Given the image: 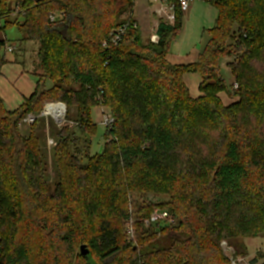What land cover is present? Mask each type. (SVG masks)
<instances>
[{
    "label": "trees",
    "instance_id": "obj_1",
    "mask_svg": "<svg viewBox=\"0 0 264 264\" xmlns=\"http://www.w3.org/2000/svg\"><path fill=\"white\" fill-rule=\"evenodd\" d=\"M137 1L0 0V32L14 26L24 44L39 43L43 71L19 109L0 98V264H91L72 249L82 245L92 264H232L225 240L264 234V0H201L219 16L185 65L168 61L167 39L184 26L179 0H167L176 23L160 21L157 45L142 42L134 20L118 21ZM8 45L0 40V76ZM190 74L201 78L198 98ZM47 102L64 103L67 118L75 109L78 123L52 127V181L37 123L20 125ZM94 107L114 122L92 156ZM134 193L170 197L160 208L176 225L146 228L155 208L132 211Z\"/></svg>",
    "mask_w": 264,
    "mask_h": 264
},
{
    "label": "rangeland",
    "instance_id": "obj_2",
    "mask_svg": "<svg viewBox=\"0 0 264 264\" xmlns=\"http://www.w3.org/2000/svg\"><path fill=\"white\" fill-rule=\"evenodd\" d=\"M191 7L192 12L189 13L190 17L186 21V25L183 26L180 34L176 38H173V36L170 35L167 39V42L170 45V52L179 56L186 55L193 49H201L204 43V32L206 30L212 29L215 26L219 16L218 10L215 7L201 0H194ZM152 8L153 6L151 4V0H142L141 2H136L133 9H129L128 11L124 12L118 19L119 22H126L129 19L134 20L139 27L141 37L143 38L142 42L144 44H148L150 37L155 33V24H159L161 21L160 17L156 13H153ZM151 13H153V16L151 17V19H149V15ZM23 37V33L17 27L14 26L9 27L6 30L0 32V38H4V40L7 41L9 45H14L16 47V54H18L22 58V60L27 63L28 70H30L37 76L41 75L43 71L40 67L42 60L40 54V44L37 42H28L24 44L22 41ZM231 61V58H227L223 63L224 74L227 76L228 79L230 78V70L228 68V64ZM230 82H233L232 78ZM51 85V82L47 83L48 87H50ZM75 88L79 89V86L76 85ZM49 103L61 102H47L45 104ZM42 111L39 114H41ZM91 112L92 121L97 126V134L94 139L93 146L90 150V155L95 156L97 152L100 151L101 146H103L104 149L106 144L105 135L107 133V128L102 124V121L104 119V113H111L107 109L101 107H94ZM76 116V110L73 108H69V118L66 117V121L72 123V125H62L63 123L56 122L49 117H43L37 122L39 128L38 133L42 136L46 144V151L48 152V174L50 181H52L54 178V171L49 152H51L54 146H56L57 141L56 137L52 134V127L54 126L58 130H62L65 127L74 129L77 127L78 124L77 120L75 119ZM20 125L23 127V132H25V128L28 126L24 123H21ZM49 139H53L55 141L54 146L50 147L48 145ZM132 199L133 205L135 207L132 208V211L143 204H152L155 208L154 211L164 210L160 207L170 202V197L160 193H134ZM165 226H167V224H161L160 228H164ZM224 242L229 244L227 245L229 248L228 250H231V252H236V257H239L243 260L242 264H264V234L254 239L241 238L240 240L234 242H230L228 240H225ZM72 249L74 250L76 256L80 255V246H76L75 249ZM226 252L224 250L225 254ZM75 263L84 264L82 259H76Z\"/></svg>",
    "mask_w": 264,
    "mask_h": 264
},
{
    "label": "built area",
    "instance_id": "obj_3",
    "mask_svg": "<svg viewBox=\"0 0 264 264\" xmlns=\"http://www.w3.org/2000/svg\"><path fill=\"white\" fill-rule=\"evenodd\" d=\"M194 0H179V6L181 8V11L183 14H186L189 12L191 5ZM151 4L154 7L155 13L160 17V20L165 22L168 26H174L176 23V7L175 5L171 4L167 0H151ZM24 15L23 12H14L11 16L12 19H16L18 16ZM64 14H54L51 16L52 21H56L59 18H63ZM1 24V20H0ZM127 25H124L123 27L116 29L113 31L111 35V44L114 46H117L123 39L125 32H126ZM150 42L152 44H159L160 42V36L156 33H154L150 37ZM104 46H108V43H105ZM16 47L14 45H8L7 50L9 53H13L15 51ZM63 108V110H62ZM43 117H49L53 119L56 122L63 123L62 125L67 126L72 125V123L66 121L67 117V107L63 103H49L45 104L44 109L41 114H29L25 117L23 120V123L27 126H33L36 124L40 119ZM114 118L112 114H106L104 113V119L102 121V124L106 126V128H110L113 125ZM67 123V124H66ZM61 125V126H62ZM48 145L54 146L55 141L53 139L48 140ZM135 223V220H131L126 224V231L127 234L130 236V238L135 237V231L133 224ZM143 223L146 228H156L161 226V224H167V226H174L177 223L176 217H174L168 210H156L154 211L150 217L143 220ZM228 244L226 242L222 243V246L226 252V255L231 259L232 264H242L243 260L239 257H236L235 252H231V250H228Z\"/></svg>",
    "mask_w": 264,
    "mask_h": 264
},
{
    "label": "crops",
    "instance_id": "obj_4",
    "mask_svg": "<svg viewBox=\"0 0 264 264\" xmlns=\"http://www.w3.org/2000/svg\"><path fill=\"white\" fill-rule=\"evenodd\" d=\"M141 1L138 0L137 3ZM152 9L155 14L154 7ZM190 12H192V7L188 13L184 14V25H186V21L190 17ZM153 13L149 15V19H151ZM158 26L159 24H155V33L157 32ZM3 39L0 38V40ZM199 52L200 49L198 48L191 50L183 56L169 52L168 61L172 65L190 64L198 59ZM5 58L6 63L2 67L0 76V98L8 110L14 111L19 109L25 100L29 99L36 92L37 81L35 74L28 70L27 63L18 54L7 53ZM185 81L193 98H198L202 95L199 89L201 78L198 75H187Z\"/></svg>",
    "mask_w": 264,
    "mask_h": 264
},
{
    "label": "water",
    "instance_id": "obj_5",
    "mask_svg": "<svg viewBox=\"0 0 264 264\" xmlns=\"http://www.w3.org/2000/svg\"><path fill=\"white\" fill-rule=\"evenodd\" d=\"M102 151H103V146H101L100 153ZM80 251H81V255L86 257L87 260L90 261V263L92 264L91 259H90V250L87 248V246L82 245L80 248Z\"/></svg>",
    "mask_w": 264,
    "mask_h": 264
},
{
    "label": "bare ground",
    "instance_id": "obj_6",
    "mask_svg": "<svg viewBox=\"0 0 264 264\" xmlns=\"http://www.w3.org/2000/svg\"><path fill=\"white\" fill-rule=\"evenodd\" d=\"M62 110H63V108H62Z\"/></svg>",
    "mask_w": 264,
    "mask_h": 264
}]
</instances>
